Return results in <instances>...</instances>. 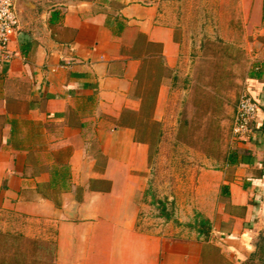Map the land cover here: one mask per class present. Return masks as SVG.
Returning a JSON list of instances; mask_svg holds the SVG:
<instances>
[{"label":"crops","instance_id":"crops-1","mask_svg":"<svg viewBox=\"0 0 264 264\" xmlns=\"http://www.w3.org/2000/svg\"><path fill=\"white\" fill-rule=\"evenodd\" d=\"M15 3L0 72V230L54 241V264H264V0H236L242 21L220 24L248 63L238 81L258 103L251 131L178 169L158 222L144 200L150 159L178 149L192 123L183 105L205 88L178 6Z\"/></svg>","mask_w":264,"mask_h":264},{"label":"rangeland","instance_id":"rangeland-1","mask_svg":"<svg viewBox=\"0 0 264 264\" xmlns=\"http://www.w3.org/2000/svg\"><path fill=\"white\" fill-rule=\"evenodd\" d=\"M170 1L180 10L182 36L192 41L194 56L198 59V81L205 88L196 89L192 107L183 105L182 120L191 118L192 123L190 127L182 128V143L178 149L173 152L170 143L163 153L150 159L144 200L148 205L146 214L154 222L162 220L160 201L169 196L170 186L182 181L177 170L194 167L201 161L203 152L219 156L225 141L232 136L236 138L230 129L236 104L242 96L241 80L238 79L248 66L245 62L244 68L239 67L242 55L238 47L225 45L221 38L223 19L231 25L242 21V16L236 12V0ZM189 144L195 148L194 153L189 154ZM54 259V241L0 230V264H54Z\"/></svg>","mask_w":264,"mask_h":264},{"label":"built area","instance_id":"built-area-1","mask_svg":"<svg viewBox=\"0 0 264 264\" xmlns=\"http://www.w3.org/2000/svg\"><path fill=\"white\" fill-rule=\"evenodd\" d=\"M19 25L15 0H0V72L10 58L9 43ZM258 112V103L247 94H243L234 115L232 131L236 138H245L251 131V125Z\"/></svg>","mask_w":264,"mask_h":264},{"label":"trees","instance_id":"trees-1","mask_svg":"<svg viewBox=\"0 0 264 264\" xmlns=\"http://www.w3.org/2000/svg\"><path fill=\"white\" fill-rule=\"evenodd\" d=\"M164 209H165V207H164ZM198 224H199L204 230H206V229H208V227H210V225H209V221L206 220V219H204V218H201V219L198 221Z\"/></svg>","mask_w":264,"mask_h":264},{"label":"water","instance_id":"water-1","mask_svg":"<svg viewBox=\"0 0 264 264\" xmlns=\"http://www.w3.org/2000/svg\"><path fill=\"white\" fill-rule=\"evenodd\" d=\"M17 12H18V9H17ZM19 17V16H18Z\"/></svg>","mask_w":264,"mask_h":264}]
</instances>
